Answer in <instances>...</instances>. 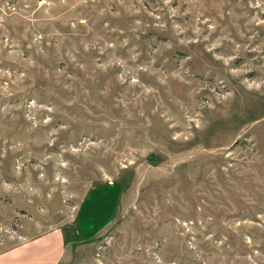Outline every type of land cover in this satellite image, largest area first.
I'll use <instances>...</instances> for the list:
<instances>
[{
	"label": "rangeland",
	"instance_id": "374dc122",
	"mask_svg": "<svg viewBox=\"0 0 264 264\" xmlns=\"http://www.w3.org/2000/svg\"><path fill=\"white\" fill-rule=\"evenodd\" d=\"M57 227L56 264H264V0H0V249Z\"/></svg>",
	"mask_w": 264,
	"mask_h": 264
},
{
	"label": "crops",
	"instance_id": "0c3cea01",
	"mask_svg": "<svg viewBox=\"0 0 264 264\" xmlns=\"http://www.w3.org/2000/svg\"><path fill=\"white\" fill-rule=\"evenodd\" d=\"M104 192L108 193L110 206L108 211L105 210L102 215H95L91 211L89 203L95 201L98 193L102 195ZM118 196L119 186L117 184L114 185V183L103 182L86 192L77 208L78 228L83 238H89L91 235L96 234L107 224L115 211ZM96 217L98 218L97 220ZM90 224H92V227L88 228ZM55 230H57V233ZM58 231L61 230L57 227L29 236L11 246L0 249V264H56L64 249V240L61 242ZM52 241L57 242L55 252L51 248V245H53Z\"/></svg>",
	"mask_w": 264,
	"mask_h": 264
}]
</instances>
